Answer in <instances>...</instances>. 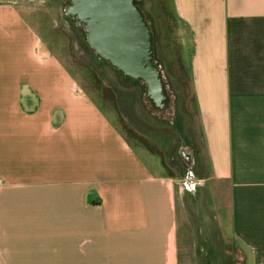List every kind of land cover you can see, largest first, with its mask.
<instances>
[{"label": "crops", "instance_id": "0c3cea01", "mask_svg": "<svg viewBox=\"0 0 264 264\" xmlns=\"http://www.w3.org/2000/svg\"><path fill=\"white\" fill-rule=\"evenodd\" d=\"M46 1L0 0V264H188L180 178L46 47L28 15ZM173 1L204 146L195 181L244 264H264V0Z\"/></svg>", "mask_w": 264, "mask_h": 264}, {"label": "rangeland", "instance_id": "374dc122", "mask_svg": "<svg viewBox=\"0 0 264 264\" xmlns=\"http://www.w3.org/2000/svg\"><path fill=\"white\" fill-rule=\"evenodd\" d=\"M67 1L47 0L45 6L42 3L28 14L29 20L38 28L46 47L70 66L72 76L83 82L87 92L120 127L127 142L152 163L161 157L165 171L180 178V257L191 242L186 253L188 264H244L239 245L218 231L207 190L198 182L190 189L183 182L187 166L179 156L181 146L196 147L199 172H204L205 158L174 1L140 0L141 8L152 22L156 58L175 94L174 115L167 119L148 108L139 81L126 79L91 51L82 30L63 11ZM185 229L190 234L188 238Z\"/></svg>", "mask_w": 264, "mask_h": 264}, {"label": "water", "instance_id": "95a60500", "mask_svg": "<svg viewBox=\"0 0 264 264\" xmlns=\"http://www.w3.org/2000/svg\"><path fill=\"white\" fill-rule=\"evenodd\" d=\"M63 11L99 59L143 85V97L154 114L173 117L175 94L156 58L152 22L140 0H68ZM179 156L187 166L183 182L190 189L196 182L192 146H181Z\"/></svg>", "mask_w": 264, "mask_h": 264}, {"label": "trees", "instance_id": "16d2710c", "mask_svg": "<svg viewBox=\"0 0 264 264\" xmlns=\"http://www.w3.org/2000/svg\"><path fill=\"white\" fill-rule=\"evenodd\" d=\"M179 41H180V39H179ZM180 44H181V42H180ZM181 48V47H180ZM122 74V73H121ZM124 76V75H123ZM126 79H128L126 76H124ZM129 80H131V79H129ZM131 81H134V80H131ZM141 87H142V91H143V86L141 85ZM119 129H120V127H119ZM120 131L122 132V130L120 129ZM152 153H156V154H158V152H153V151H151ZM159 155V154H158Z\"/></svg>", "mask_w": 264, "mask_h": 264}, {"label": "flooded vegetation", "instance_id": "af4514ba", "mask_svg": "<svg viewBox=\"0 0 264 264\" xmlns=\"http://www.w3.org/2000/svg\"><path fill=\"white\" fill-rule=\"evenodd\" d=\"M128 79H131V78H129V77H127ZM131 80H134V81H136V82H138V80H136V79H131ZM186 144V143H185ZM182 145V144H181Z\"/></svg>", "mask_w": 264, "mask_h": 264}]
</instances>
